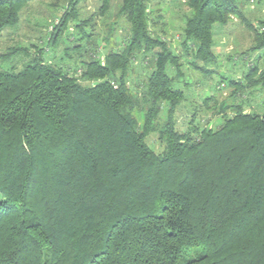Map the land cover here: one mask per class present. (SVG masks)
Segmentation results:
<instances>
[{"label":"trees","instance_id":"trees-1","mask_svg":"<svg viewBox=\"0 0 264 264\" xmlns=\"http://www.w3.org/2000/svg\"><path fill=\"white\" fill-rule=\"evenodd\" d=\"M29 1L0 0V33ZM63 1L48 46L68 27L83 35L75 41L89 25L94 34L91 18L76 17L79 0ZM184 2L180 45L198 68L216 59L213 25L245 19L244 1ZM147 3L119 4L121 48L103 37L104 52L87 43L80 65L62 68L33 44L20 69L0 68V264H264V112L224 101L215 112L232 113L214 127L177 130L182 57L151 28L159 19L165 26L164 14ZM110 4L100 0L97 15ZM248 27L258 42L250 50L264 47V20ZM137 62L152 67L133 87ZM229 85L232 97L264 89V67L252 63ZM161 110L164 148L156 153L145 138Z\"/></svg>","mask_w":264,"mask_h":264},{"label":"rangeland","instance_id":"rangeland-1","mask_svg":"<svg viewBox=\"0 0 264 264\" xmlns=\"http://www.w3.org/2000/svg\"><path fill=\"white\" fill-rule=\"evenodd\" d=\"M122 0H111L110 9L105 16L97 15L100 0H79L76 3L77 19L91 18L87 24L93 23V33L91 26L85 28L88 34L82 40L75 41L72 38L83 36L77 29L72 31L68 27L60 35L55 44L48 46L47 35L48 25L58 20V16L63 10L65 2L63 0H30L21 9L19 21L13 27H7L0 33V55L4 54L5 60H0V68L13 67L15 70L20 69L28 63L36 47L40 48L41 58L44 62H51L56 67L65 68L66 66L74 68L80 65L81 55L86 49L87 43H98L97 53L105 51L102 46L105 42L101 38L107 37L110 48H121V42L127 32V23L125 19L118 14V7ZM148 7L155 13L163 12L165 26H162V19L154 22L151 26L156 33L162 36V40L169 42L172 50L180 55L182 61V71L180 86L184 92L185 98L181 100L175 108L174 120L175 128L179 131H185L191 124H198L214 127L217 125L222 116H229L231 108L226 109L225 114L219 115L215 110L225 101L226 106H233L236 103L242 104L245 110L264 112V89L254 87L253 89L245 88L240 94L232 97V86H228L230 80H238L247 72L249 65L252 64L254 56L250 52L249 43H252L253 34L247 29L239 28V21L232 19L226 25L214 24L212 50L216 54V59L212 63L196 62L198 68L193 67L190 61H194L192 54H185L181 48L182 28L184 26V16L189 9L185 0H147ZM247 3V0H242ZM57 2V3H56ZM53 3L57 4L55 7ZM152 15H150L151 17ZM109 28H112L110 30ZM120 28V29H119ZM218 28L229 30L234 33L239 45H235V50L228 52L221 42L220 35L222 32L216 31ZM235 28V29H234ZM122 29V30H121ZM232 30V31H231ZM164 31L165 34H163ZM252 41V42H251ZM82 45V52L78 50L75 44ZM35 44V46L33 45ZM12 48H17L15 54L10 56ZM247 50L246 54H242ZM22 51V52H21ZM264 52V49H262ZM38 54V53H37ZM3 59V56L0 57ZM149 61V56L146 58ZM264 62V61H263ZM259 68L264 67V63L255 62ZM147 66L146 68H144ZM152 64L140 65L138 62L129 72L130 84L135 87L137 81L144 78V73H149ZM205 69L206 71H202ZM207 96L213 97L216 101H210L209 107L203 103ZM215 106V108H214ZM133 115L139 124L143 122V112L140 109H134ZM165 120V112L160 111L155 129L150 130L145 138L148 145L156 152H162L164 142L162 136L158 133L159 124ZM192 120V121H191ZM192 122V123H191Z\"/></svg>","mask_w":264,"mask_h":264},{"label":"crops","instance_id":"crops-1","mask_svg":"<svg viewBox=\"0 0 264 264\" xmlns=\"http://www.w3.org/2000/svg\"><path fill=\"white\" fill-rule=\"evenodd\" d=\"M247 3H244L243 7H242V12L244 15L245 19H238L239 21V28H245L247 29L249 32H251L253 34V32L251 31L252 29L250 27H248V23L253 24L254 26L257 25L261 20H264V0H247ZM229 23V22H228ZM226 25V24H225ZM229 30H225V29H221L218 28L216 31L218 32H222V35H220V42L226 47L225 49L230 52L231 50H235L233 48H235V45H239L238 48L240 49L241 45L240 42L238 41L239 39L237 38V36L234 33H231ZM235 29V28H234ZM263 30V29H262ZM261 30V31H262ZM232 31V30H231ZM260 31V32H261ZM252 39V43H249V48L250 49L252 46L256 45L258 42H256V37L253 34V38ZM216 42V41H215ZM214 42V43H215ZM262 49H264V47L261 48H257L253 51L250 50V52L252 53V55L254 56V59L252 63L257 62H262L264 63V52L262 51ZM230 50V51H229ZM241 50V49H240ZM247 50H245L244 52H246ZM242 52V53H244ZM243 78V77H242Z\"/></svg>","mask_w":264,"mask_h":264},{"label":"built area","instance_id":"built-area-1","mask_svg":"<svg viewBox=\"0 0 264 264\" xmlns=\"http://www.w3.org/2000/svg\"><path fill=\"white\" fill-rule=\"evenodd\" d=\"M262 30V28H260V31Z\"/></svg>","mask_w":264,"mask_h":264}]
</instances>
